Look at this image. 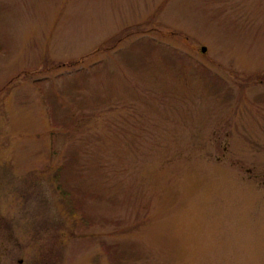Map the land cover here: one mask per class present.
Returning a JSON list of instances; mask_svg holds the SVG:
<instances>
[{
  "label": "rangeland",
  "instance_id": "374dc122",
  "mask_svg": "<svg viewBox=\"0 0 264 264\" xmlns=\"http://www.w3.org/2000/svg\"><path fill=\"white\" fill-rule=\"evenodd\" d=\"M0 264H264V0H0Z\"/></svg>",
  "mask_w": 264,
  "mask_h": 264
},
{
  "label": "trees",
  "instance_id": "16d2710c",
  "mask_svg": "<svg viewBox=\"0 0 264 264\" xmlns=\"http://www.w3.org/2000/svg\"><path fill=\"white\" fill-rule=\"evenodd\" d=\"M60 193H61V200L65 203V205L68 208V211L72 214V205L70 203V200H69L68 196H66V195H68V192L66 190H63L62 189L60 191ZM64 198H67V201L66 202H65Z\"/></svg>",
  "mask_w": 264,
  "mask_h": 264
},
{
  "label": "water",
  "instance_id": "95a60500",
  "mask_svg": "<svg viewBox=\"0 0 264 264\" xmlns=\"http://www.w3.org/2000/svg\"><path fill=\"white\" fill-rule=\"evenodd\" d=\"M201 50H202V51H205V47L203 46Z\"/></svg>",
  "mask_w": 264,
  "mask_h": 264
}]
</instances>
